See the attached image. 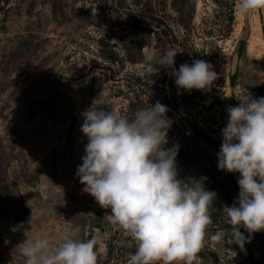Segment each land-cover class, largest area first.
Masks as SVG:
<instances>
[{"label":"rangeland","instance_id":"374dc122","mask_svg":"<svg viewBox=\"0 0 264 264\" xmlns=\"http://www.w3.org/2000/svg\"><path fill=\"white\" fill-rule=\"evenodd\" d=\"M238 3L0 0V264H25L17 246L27 239L40 236L55 248L77 227L75 239H97L98 264H127L136 242L76 175L87 144L81 114L96 102L132 120L157 101L169 109L165 147L179 145V178L207 177L205 188L217 193L194 264H264V232L249 236L241 228L249 242L243 250L233 242L223 208L239 196V173L218 169L227 109L248 93L264 97L261 12L242 13ZM169 49L177 71L195 60L213 65L218 78L210 89H178L171 69L146 62ZM217 232L224 234L219 244L210 239Z\"/></svg>","mask_w":264,"mask_h":264},{"label":"clouds","instance_id":"9594fccd","mask_svg":"<svg viewBox=\"0 0 264 264\" xmlns=\"http://www.w3.org/2000/svg\"><path fill=\"white\" fill-rule=\"evenodd\" d=\"M238 7L245 14L264 10V0H239ZM176 55L169 49L162 56L150 53L145 59L171 69L178 89L189 93L209 90L218 78L213 65L195 60L177 71ZM238 100L237 106L227 109L217 157L219 170L239 173V196L223 209L232 226L233 242L243 250L249 240L241 228L249 236L264 232V97L253 99L248 93ZM168 111L157 101L129 120L94 102L81 114L80 131L87 144L76 175L82 191L101 208L110 209L108 220L136 242L127 264H194L212 223L217 193L205 188L207 177L180 179L179 145L165 147L172 125ZM32 220L33 214L30 224ZM78 232L74 228L72 236L66 235L55 248L40 236L17 248L25 264H98L97 239L77 240ZM223 238V232L210 237L218 244Z\"/></svg>","mask_w":264,"mask_h":264},{"label":"water","instance_id":"95a60500","mask_svg":"<svg viewBox=\"0 0 264 264\" xmlns=\"http://www.w3.org/2000/svg\"><path fill=\"white\" fill-rule=\"evenodd\" d=\"M261 12V19H262V28H263V33H264V10H260ZM245 39H246V34L243 33V35L239 39V44L236 49V51L233 53L232 58H231V63H230V76H233V74L236 72L239 60L242 57V54L245 51Z\"/></svg>","mask_w":264,"mask_h":264},{"label":"trees","instance_id":"16d2710c","mask_svg":"<svg viewBox=\"0 0 264 264\" xmlns=\"http://www.w3.org/2000/svg\"><path fill=\"white\" fill-rule=\"evenodd\" d=\"M261 20H262V19H261ZM235 79H236V75H233V76L230 77V80H231V81H235Z\"/></svg>","mask_w":264,"mask_h":264}]
</instances>
